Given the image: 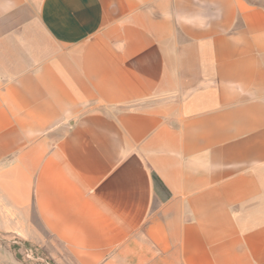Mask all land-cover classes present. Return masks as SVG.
<instances>
[{"label":"crops","instance_id":"crops-1","mask_svg":"<svg viewBox=\"0 0 264 264\" xmlns=\"http://www.w3.org/2000/svg\"><path fill=\"white\" fill-rule=\"evenodd\" d=\"M0 232L264 264V0H0Z\"/></svg>","mask_w":264,"mask_h":264},{"label":"rangeland","instance_id":"rangeland-1","mask_svg":"<svg viewBox=\"0 0 264 264\" xmlns=\"http://www.w3.org/2000/svg\"><path fill=\"white\" fill-rule=\"evenodd\" d=\"M0 242L8 243L16 255L30 264H56L50 254L39 244L24 241L18 235L6 236L0 232Z\"/></svg>","mask_w":264,"mask_h":264},{"label":"trees","instance_id":"trees-1","mask_svg":"<svg viewBox=\"0 0 264 264\" xmlns=\"http://www.w3.org/2000/svg\"><path fill=\"white\" fill-rule=\"evenodd\" d=\"M154 179H155V181H158V178L156 176H154Z\"/></svg>","mask_w":264,"mask_h":264}]
</instances>
